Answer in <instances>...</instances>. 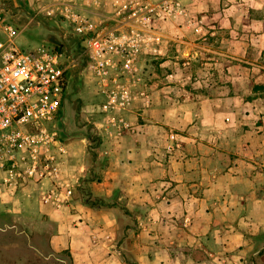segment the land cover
Returning <instances> with one entry per match:
<instances>
[{"label":"crops","instance_id":"crops-1","mask_svg":"<svg viewBox=\"0 0 264 264\" xmlns=\"http://www.w3.org/2000/svg\"><path fill=\"white\" fill-rule=\"evenodd\" d=\"M181 1L189 17L160 21V53L140 55V88L149 101L133 102L124 111L133 130L110 139L99 127L103 114L95 107L104 98L84 66L80 40L67 22L36 15L22 0L30 21L65 27L61 36L76 44H58L76 64L66 71L57 126L68 149L65 172L80 186L69 204L55 208L39 199L46 180L25 181L0 199V212L45 234L69 264H264V0ZM87 11L107 17L111 7ZM193 17L204 18V29L188 24ZM249 37L262 60L237 70L224 63L221 71L217 60L205 62L204 93L195 88L199 79L184 87L186 65L197 66L186 54L215 51L214 38L224 55L231 57L233 45L248 53ZM176 53L179 93L170 95L153 64L165 66ZM169 132L180 140L172 152L164 147Z\"/></svg>","mask_w":264,"mask_h":264},{"label":"built area","instance_id":"built-area-1","mask_svg":"<svg viewBox=\"0 0 264 264\" xmlns=\"http://www.w3.org/2000/svg\"><path fill=\"white\" fill-rule=\"evenodd\" d=\"M108 4L107 17H94L87 8ZM43 18L67 22L81 44L84 66L92 73L103 101L96 111L110 139L133 130L125 112L139 98L149 101L141 53H160V21L189 17L181 0H29ZM0 7V199L13 196L25 181H47L39 199L55 208L69 204L80 186L65 172L68 149L60 137L58 113L64 102L68 65L76 60L64 50L41 42L23 47L18 30ZM200 27V20L188 19ZM175 132L167 134L165 149L179 148ZM72 176V177H69Z\"/></svg>","mask_w":264,"mask_h":264},{"label":"rangeland","instance_id":"rangeland-1","mask_svg":"<svg viewBox=\"0 0 264 264\" xmlns=\"http://www.w3.org/2000/svg\"><path fill=\"white\" fill-rule=\"evenodd\" d=\"M191 2H195V0H191ZM0 7H4L5 9L9 8L7 11H5V17H7L20 32L18 41L19 39H23L25 41L29 40L32 44L45 42L53 48L58 46L60 42H62L63 47H65L67 42H69L68 45L70 48H76V44L72 37L70 38L68 35L66 37L61 36L62 31L64 32L67 30V28L56 27L54 22L47 20H44L42 23L40 22L41 25L34 23V20L30 21L29 17H26L27 12L26 9L24 10L22 0H0ZM193 18L200 20V27L204 29V18ZM43 23L47 25H44ZM218 39L219 38H214L215 41L213 44L215 51H207L202 49L203 53L201 54L196 53L193 54V56H191V54H186V57L183 58L184 60L193 62L195 65H197L195 67L192 66L191 69L188 68L190 65H186L187 69H189L186 73L188 76V83L184 84V87L187 89L191 88V85H189V80L199 79V82L196 83L195 88H197L199 93H204L206 86L202 85L200 80L208 71L207 68H204L205 62L217 60L218 63H220V67L217 68H219L221 71L224 63L231 62L233 70H237L239 63H255L259 60H262V54H259L256 50H254L257 48V45H255L257 44V39L255 38H248V41L252 40L253 42L251 45L253 50L249 51L248 53H243L239 51L238 46L233 45L231 57H229L227 54H223V49L220 48V40ZM259 46L260 47L258 48L260 49L261 45ZM72 52L73 54H76L78 53V50L76 49V52L75 50ZM174 56L177 57L175 58ZM174 56H169L168 59L171 62L168 61L167 65L165 66L160 67L158 65V60L153 64L156 77L158 76L164 78V82L168 86V94L170 95L179 93V55L176 53ZM255 72L256 71L254 70L253 73L255 74ZM216 73L218 74V70H216ZM59 123L61 124V122ZM24 231H26L25 233L29 236L31 249L35 250L37 254H41V258L39 260L37 259L36 253L23 250L24 248L21 244L22 236H18L19 234L17 235V233H23ZM10 235L12 236L10 237ZM16 257L22 258L17 264H69L68 256L64 251L58 253H54L53 251L51 252V249L47 244V236L45 234L34 233V231L31 229L28 230L25 228L23 221H20L13 214H3L0 212V264H14L13 261Z\"/></svg>","mask_w":264,"mask_h":264},{"label":"trees","instance_id":"trees-1","mask_svg":"<svg viewBox=\"0 0 264 264\" xmlns=\"http://www.w3.org/2000/svg\"><path fill=\"white\" fill-rule=\"evenodd\" d=\"M56 49H58V50H62V47H59V46H56L55 47ZM1 213H3V214H7L6 212H1ZM26 231H24L23 233H17V235L18 236H22V238H21V244H22V246H23V250H26V251H29V252H33V253H36V255H37V259L39 260L40 258H41V254L39 255V254H37V252L35 251V250H32L31 249V247H30V241H29V236L25 233ZM16 233V232H15ZM14 233V234H15ZM12 235H10V237H11ZM28 236V237H27ZM30 237H31V235H30ZM9 244V243H8ZM51 252H52V250H51ZM22 258H20V257H16V258H14V261H13V263L14 264H17L18 263V261H20Z\"/></svg>","mask_w":264,"mask_h":264}]
</instances>
